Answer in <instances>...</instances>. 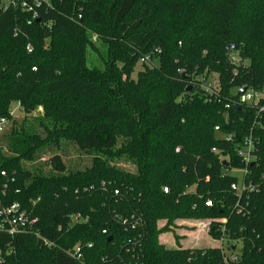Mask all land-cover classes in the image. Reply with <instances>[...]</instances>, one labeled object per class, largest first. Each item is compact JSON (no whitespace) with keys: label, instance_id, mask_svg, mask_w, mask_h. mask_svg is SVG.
<instances>
[{"label":"trees","instance_id":"1","mask_svg":"<svg viewBox=\"0 0 264 264\" xmlns=\"http://www.w3.org/2000/svg\"><path fill=\"white\" fill-rule=\"evenodd\" d=\"M21 1L0 0V117L12 102L42 114L0 148V206L27 218L0 230V264H225L234 242L239 262L264 264V97L239 102L264 86V0H48L35 16ZM85 27L103 69L84 63ZM249 135L244 163L235 147ZM60 138L110 156L74 171L56 156L49 174L23 165ZM121 155L133 171L110 162ZM178 218L210 219L218 245L165 247L158 221Z\"/></svg>","mask_w":264,"mask_h":264},{"label":"rangeland","instance_id":"2","mask_svg":"<svg viewBox=\"0 0 264 264\" xmlns=\"http://www.w3.org/2000/svg\"><path fill=\"white\" fill-rule=\"evenodd\" d=\"M1 1L4 4L8 2V0ZM85 34L87 41L84 44V63L90 68L96 67L103 69V57H105L106 49L105 45H103V41L98 37L97 33L90 28L85 27ZM141 67L142 64L139 61L134 64L132 72L133 77ZM261 93L264 97V86ZM41 110V107L38 106L32 113L24 114L21 109H19L17 102H12L9 106L11 119H9L0 130V148H4L7 145V139L11 134L13 126L19 128L22 124H35V122L41 118ZM36 129L38 131L41 130L37 126ZM116 139L111 150H117L118 147L125 142L123 136H117ZM107 155L110 156L106 150L80 149L72 139L60 138L58 142H50L44 148L40 149L34 161L25 160L23 161V165L26 168L35 170L37 173L49 174L52 170V164L55 162L54 157L56 156L60 158L67 171H74L89 166L94 157L105 158ZM110 162L119 168H124L129 171L135 169L134 163L125 155L113 157ZM239 173L238 171L234 172V174L240 176ZM210 222V219L195 220L178 218L171 220L170 223L167 224L166 219H160L158 221V228L162 229L166 226V229L159 231L158 241L168 248L177 246L209 248L218 245V242L212 239L207 233ZM234 243L236 244L234 253L238 255L240 243Z\"/></svg>","mask_w":264,"mask_h":264},{"label":"built area","instance_id":"3","mask_svg":"<svg viewBox=\"0 0 264 264\" xmlns=\"http://www.w3.org/2000/svg\"><path fill=\"white\" fill-rule=\"evenodd\" d=\"M19 0H8L7 4H4L2 1L1 8H6L8 5H16V3ZM30 3L22 0L21 1V8L25 9L27 11L32 12V16H35V7L39 6L42 3L48 4V0H30ZM26 50L30 51L29 45L26 46ZM227 50L231 53L234 52L235 46L234 44H230L227 47ZM158 50H156L157 52ZM151 55L146 54L143 57L140 58V62H150ZM236 56L232 55L231 61H236ZM201 86L206 89L210 90L208 88V84L202 83ZM243 88V87H242ZM245 91L243 93H240L239 95V102L244 104H255L257 103L262 96V93L254 90L253 88H248L245 86ZM240 91V90H239ZM259 112L263 111V107L260 106L258 109ZM8 120L4 117H0V130L3 128L4 124ZM263 129H264V125ZM217 129V127H215ZM228 139H230V135H226ZM253 138L249 135L245 137L240 144H237L235 147V152L238 155V157L242 160L244 163L253 162L255 160V156L253 154ZM233 188L240 190L244 188L252 189V185H244V184H232ZM166 191V189H164ZM116 192V191H115ZM140 218V217H138ZM25 222H27V218L24 216L23 212L19 210V205L17 203H12L6 206H0V230H4L9 234H12L13 232L17 231L20 226L24 225ZM125 222V220H123ZM104 232V230H103ZM221 244V242L219 243ZM223 260L225 264H244L239 262V259L235 253H231L228 249L225 250V254L223 255Z\"/></svg>","mask_w":264,"mask_h":264},{"label":"water","instance_id":"4","mask_svg":"<svg viewBox=\"0 0 264 264\" xmlns=\"http://www.w3.org/2000/svg\"><path fill=\"white\" fill-rule=\"evenodd\" d=\"M245 89H246L245 87L241 88L240 93H243L245 91ZM187 90H190V89H187Z\"/></svg>","mask_w":264,"mask_h":264}]
</instances>
